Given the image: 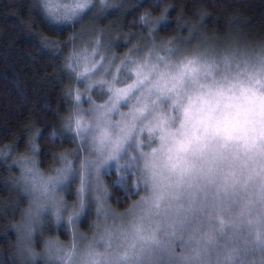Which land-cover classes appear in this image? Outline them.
Listing matches in <instances>:
<instances>
[{
  "label": "clouds",
  "instance_id": "clouds-1",
  "mask_svg": "<svg viewBox=\"0 0 264 264\" xmlns=\"http://www.w3.org/2000/svg\"><path fill=\"white\" fill-rule=\"evenodd\" d=\"M252 2L57 0L56 39L37 32L27 53L52 70L16 105L26 117L0 124V264H264V201L228 243L214 193L177 178L204 101L219 114L242 87L264 96Z\"/></svg>",
  "mask_w": 264,
  "mask_h": 264
},
{
  "label": "snow or ice",
  "instance_id": "snow-or-ice-1",
  "mask_svg": "<svg viewBox=\"0 0 264 264\" xmlns=\"http://www.w3.org/2000/svg\"><path fill=\"white\" fill-rule=\"evenodd\" d=\"M44 18L59 14L57 0H38L33 6ZM27 27L31 30V22ZM42 40H55L47 30L40 32ZM244 104L235 107L234 112L222 110L216 114L219 106L204 101L207 112L203 119L202 131L185 134V139L178 143L176 156L181 165L178 181L187 183L192 192L214 193L210 207L214 213L227 219L222 228L226 242L239 245L244 241L242 221L248 215L256 201H264V183L254 191L256 178H264V96L257 95L251 89H241ZM225 97L223 91L215 93ZM235 209L239 214L234 216Z\"/></svg>",
  "mask_w": 264,
  "mask_h": 264
},
{
  "label": "trees",
  "instance_id": "trees-1",
  "mask_svg": "<svg viewBox=\"0 0 264 264\" xmlns=\"http://www.w3.org/2000/svg\"><path fill=\"white\" fill-rule=\"evenodd\" d=\"M264 9L256 0L246 9L248 14L258 16ZM34 27L29 30L28 23ZM47 30V20L33 7V0H0V124L14 125L27 115V106L17 110L16 105L24 95L29 99L39 89L41 78L51 72V66L31 61L27 53L38 45L36 33ZM19 85L17 87L16 85ZM0 128V132L5 131Z\"/></svg>",
  "mask_w": 264,
  "mask_h": 264
}]
</instances>
